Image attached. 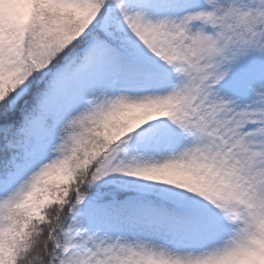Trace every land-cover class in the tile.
Returning a JSON list of instances; mask_svg holds the SVG:
<instances>
[{"label":"snow or ice","instance_id":"obj_1","mask_svg":"<svg viewBox=\"0 0 264 264\" xmlns=\"http://www.w3.org/2000/svg\"><path fill=\"white\" fill-rule=\"evenodd\" d=\"M0 264H264V0H0Z\"/></svg>","mask_w":264,"mask_h":264}]
</instances>
